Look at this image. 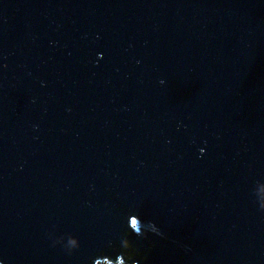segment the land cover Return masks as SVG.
Segmentation results:
<instances>
[{
    "label": "water",
    "instance_id": "water-1",
    "mask_svg": "<svg viewBox=\"0 0 264 264\" xmlns=\"http://www.w3.org/2000/svg\"><path fill=\"white\" fill-rule=\"evenodd\" d=\"M264 264V0H0V264Z\"/></svg>",
    "mask_w": 264,
    "mask_h": 264
},
{
    "label": "rangeland",
    "instance_id": "rangeland-1",
    "mask_svg": "<svg viewBox=\"0 0 264 264\" xmlns=\"http://www.w3.org/2000/svg\"><path fill=\"white\" fill-rule=\"evenodd\" d=\"M106 264H109V263H106Z\"/></svg>",
    "mask_w": 264,
    "mask_h": 264
}]
</instances>
